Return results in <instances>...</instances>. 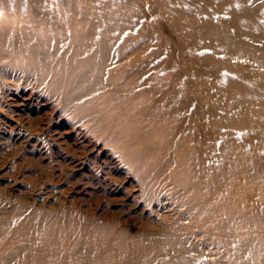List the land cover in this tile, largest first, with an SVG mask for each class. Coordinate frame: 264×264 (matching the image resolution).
<instances>
[{"label": "bare ground", "instance_id": "6f19581e", "mask_svg": "<svg viewBox=\"0 0 264 264\" xmlns=\"http://www.w3.org/2000/svg\"><path fill=\"white\" fill-rule=\"evenodd\" d=\"M61 1L75 18L46 30L62 19ZM255 1L0 0L1 44L31 39L33 73L41 72L36 54L51 62L53 71L40 73L49 92L63 87L64 111L117 156L143 203L157 215L177 205L205 232L214 228L238 264H264V0ZM158 24L151 46L146 28ZM80 213L53 214L74 236L102 229L105 264H140L150 243L178 226L138 238L109 213ZM39 215L53 217L30 214Z\"/></svg>", "mask_w": 264, "mask_h": 264}, {"label": "rangeland", "instance_id": "374dc122", "mask_svg": "<svg viewBox=\"0 0 264 264\" xmlns=\"http://www.w3.org/2000/svg\"><path fill=\"white\" fill-rule=\"evenodd\" d=\"M63 2L62 19L56 18L46 30L56 24L70 25L75 18H67L70 9ZM262 6L259 14L264 16ZM6 8L13 10L9 4ZM27 9H16V18L25 17ZM6 13L0 9L1 15ZM154 17L162 19L159 14ZM155 27L146 28L151 46V31L162 28L159 24ZM37 34L47 36L42 30ZM29 40L23 38L14 48H8V40L4 46L0 42V264H105L99 257L103 243L98 240L105 235L102 229L96 225L74 236L68 228L71 224L53 214L70 207L77 215L85 210L96 215L109 213L123 230L138 238L148 229L157 231L176 223V235H163L151 242L146 257L139 258L140 264H238L239 258L217 239L214 228L205 232L202 225L181 216L177 205L157 215L143 203L135 179L117 156L88 133L75 114L64 111L63 87L55 82L60 90L49 92L48 81L40 73L45 77L50 74L51 62L36 54L35 60L41 65H35L41 72L33 73L32 50L26 46ZM241 63L247 65L245 60ZM32 212L51 213L53 217L39 215L35 219L30 216ZM247 232L257 235L252 227ZM262 252L258 249L253 254Z\"/></svg>", "mask_w": 264, "mask_h": 264}]
</instances>
